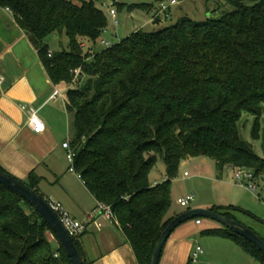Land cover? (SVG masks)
Here are the masks:
<instances>
[{"label":"trees","instance_id":"1","mask_svg":"<svg viewBox=\"0 0 264 264\" xmlns=\"http://www.w3.org/2000/svg\"><path fill=\"white\" fill-rule=\"evenodd\" d=\"M97 1L0 0V7L28 34L51 81L68 85L74 171L98 203L110 206L137 263L149 264L174 217L172 183L183 161L212 157L219 172L231 167L264 175V158L240 136L242 116L250 115L251 135L262 134L264 144V0H226L233 10L218 4L216 19L184 17L101 50L107 19ZM55 34L66 35V49L50 51ZM158 160L165 180L151 185ZM40 181L31 172L24 182L40 194ZM211 209L235 220L234 208ZM204 233L230 239L264 264V254L230 229ZM0 264H71L32 205L2 185Z\"/></svg>","mask_w":264,"mask_h":264},{"label":"crops","instance_id":"2","mask_svg":"<svg viewBox=\"0 0 264 264\" xmlns=\"http://www.w3.org/2000/svg\"><path fill=\"white\" fill-rule=\"evenodd\" d=\"M171 1L167 10L177 4V1L171 4ZM161 4L162 0L159 1L158 7ZM158 11L159 8L155 10V17L168 16ZM149 20L146 19V23ZM157 20L154 21L155 24L160 23V19ZM50 51L53 50L50 48ZM0 75L4 78L0 85V167L23 181L34 172L41 178L37 187L39 193L47 200L60 203L73 219L85 225L84 233L77 239L87 262L138 264L130 244L117 224L103 217L98 220L90 219L99 203L76 173L69 171L76 174L81 187L73 184L74 176L66 171V151L62 144L66 141L71 142L73 137L72 116L67 110L68 85L64 82L55 84L51 81L28 34L18 25L12 12L2 7H0ZM23 105L27 106L26 110L22 109ZM31 110L37 113L44 124L41 133H35L29 125ZM165 176V173H160L158 178H154L150 173L149 182L155 185L165 180L163 179ZM82 188L97 204L94 208L86 203ZM213 207L216 206L208 202H198L188 210ZM170 214L174 215L172 212ZM233 217L236 220L234 215ZM97 222L102 223V226L98 227ZM220 227L217 222L203 218L200 224H196V219L181 224L169 236L159 264L196 263L190 260V255L197 245L201 246L197 237L200 234L217 236L204 231ZM223 239L235 244L230 239ZM202 255L204 256V252L200 255L204 260Z\"/></svg>","mask_w":264,"mask_h":264},{"label":"rangeland","instance_id":"3","mask_svg":"<svg viewBox=\"0 0 264 264\" xmlns=\"http://www.w3.org/2000/svg\"><path fill=\"white\" fill-rule=\"evenodd\" d=\"M159 1H97L96 6L103 11L107 19L106 33L102 35L101 39L109 42L110 46H112L138 30H143V32L149 34L157 33L173 26L184 17L197 22L207 21L210 17L216 19L221 16L214 14V10L218 4H224L222 10L225 12H231L233 10V7L226 0H176L177 4L171 6L170 10H167V17L165 15L155 17V10L159 8ZM170 1L162 0L166 6L170 5ZM141 4L152 5V8L149 11H145L135 6ZM110 10L115 11V20L117 23L114 22L115 20H113ZM158 18L160 19V23L155 24L154 21ZM146 19H150L149 22L146 23ZM60 41L64 43L61 44ZM49 44L53 51H61L62 48L66 49V35L55 34L51 36L49 38ZM103 48L105 47L100 42L96 46L97 50ZM253 120V117L250 115L244 114L242 116L240 136L243 141L252 145L258 156L264 158L262 134L259 139H254L251 135ZM261 127L264 128V116L261 119ZM65 165L66 171L74 176L73 184L80 185L81 182L77 179L76 174L69 172L70 164L66 162ZM234 172V169L225 168L220 173L216 161L212 157L196 156L183 161L172 183V206L170 212L172 214H181L195 206L198 202H208L212 206L221 208H234L229 212L235 216L236 221L250 228L264 239V175L255 177L257 190L255 194H252L248 189L240 187L236 183ZM160 173H165V165L161 160H158L151 171V176L158 178ZM185 173L189 174V176L186 177ZM82 192L87 199L86 203L88 206L94 208L97 204L92 200L90 194L84 188H82ZM190 194L194 195V201L190 202L187 207H181L177 203V200ZM47 236L50 241L55 243L50 233H47ZM197 238L204 252V256L202 255L204 260L200 257L196 263L191 264H263L251 254L246 253L240 247L222 237L200 234Z\"/></svg>","mask_w":264,"mask_h":264},{"label":"water","instance_id":"4","mask_svg":"<svg viewBox=\"0 0 264 264\" xmlns=\"http://www.w3.org/2000/svg\"><path fill=\"white\" fill-rule=\"evenodd\" d=\"M156 22H158V20ZM0 185L18 194L21 198L32 205V207L49 226L50 230L62 245L71 261V264H86L85 258L80 254L75 245L74 238L63 226L57 213L54 211L45 197H43L41 194H38L34 189L30 188L23 180L1 170ZM173 216V219L168 223L164 231L161 233L152 251L149 264H159L164 246L171 233L181 224L196 218L209 219L218 222L222 226L230 229L233 233H236L253 243L264 254L263 238H261L250 228L240 224L236 220L224 217L220 213L213 211L211 208H194L181 214L174 213Z\"/></svg>","mask_w":264,"mask_h":264},{"label":"built area","instance_id":"5","mask_svg":"<svg viewBox=\"0 0 264 264\" xmlns=\"http://www.w3.org/2000/svg\"><path fill=\"white\" fill-rule=\"evenodd\" d=\"M176 3V0H172L171 4ZM7 11L11 12V10L9 8H5ZM168 9V6L161 4L159 7V13H166ZM110 14L113 18V20H115V11L114 10H110ZM115 23L116 20L114 21ZM101 45H103L104 47H109L110 43L105 41V40H101ZM49 56H51V53L48 54ZM79 71L77 70L76 73H78ZM4 78L2 75H0V85L3 83ZM23 110L27 109L26 105L22 106ZM29 125L31 126L32 130L35 133H41L44 130V124L42 123L41 119L39 118V116L37 115V113L33 110L30 111V115H29ZM63 148L66 151V159L67 162L70 164L69 166V171L74 172V168H73V161H74V152L72 151L71 147H70V142L66 141L62 144ZM234 179L236 181V183H238V185L240 187H245L246 189H248L252 194L256 193L257 187L255 185V176L254 174L246 169L243 168H236L234 169ZM185 176L187 177L188 174L185 173ZM195 199L193 194L187 195L183 198H179L177 200V203L181 206V207H187L190 202H192ZM48 202L50 203V205L52 206V208L54 209V211L57 213L61 223L63 224V226L67 229V231L69 232V234L75 239L77 237H79L81 234L84 233L85 231V225L80 223L79 221H76L75 219H73L61 206L60 203L55 202V201H50L48 200ZM104 218L108 221H112L115 224H117V221L115 220V217L113 215V212L110 208V206H107L105 204L99 203L98 206L96 207V209L93 211L92 216L90 217V219L92 220H98V218ZM202 222L201 218H196V224H200ZM97 226L101 227L102 223L97 222ZM203 253V249L201 246L197 245L194 250L191 252L190 255V260L192 262H197L200 255Z\"/></svg>","mask_w":264,"mask_h":264},{"label":"clouds","instance_id":"6","mask_svg":"<svg viewBox=\"0 0 264 264\" xmlns=\"http://www.w3.org/2000/svg\"><path fill=\"white\" fill-rule=\"evenodd\" d=\"M202 219V218H201Z\"/></svg>","mask_w":264,"mask_h":264}]
</instances>
